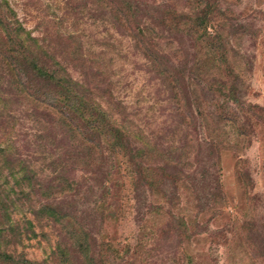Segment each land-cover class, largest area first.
Instances as JSON below:
<instances>
[{
	"label": "trees",
	"instance_id": "16d2710c",
	"mask_svg": "<svg viewBox=\"0 0 264 264\" xmlns=\"http://www.w3.org/2000/svg\"><path fill=\"white\" fill-rule=\"evenodd\" d=\"M92 1L109 11L111 24L132 38L151 73L167 87L174 101L171 128L158 137L144 135L133 126L127 108L113 100L111 82L104 85L102 65L83 59L77 47L70 45L73 63L85 76L84 81L73 79L44 50L46 37L41 38L42 43L32 37L7 1L0 0V71L9 76L5 88L13 95V104L32 105V119L27 117L38 131L34 145L50 159L45 184L19 162V156L13 158V178L36 196L54 200L33 211L40 227H55L56 242L49 254L52 264H131L107 232L112 223L117 228L123 220L122 209L111 203L108 185L117 173L128 191V209L137 211L138 226L144 221L140 210L148 198L145 216L159 220L157 224L168 217L165 227L151 232L156 244L144 253L142 264H198L184 249L191 235L183 204L195 211L192 236L206 232L208 222L226 207L219 175L220 156L225 152L237 157L241 186L251 192L255 183L247 160L239 154L249 148L258 130L262 129L264 139V107L245 101L251 63L234 50L243 37L253 35L246 19L254 10L248 9L241 17L235 10L238 0H227V8L222 6L226 0H194L193 16L171 13L167 30L190 40L192 58L188 60V53L147 22L153 23V16L139 13L140 4ZM106 15L102 12L101 19ZM230 41L235 42L233 46ZM96 78L102 79L101 87L95 88L98 95L88 87ZM96 97L114 107L102 108L95 103ZM15 123L13 118V127ZM27 144L30 146V140ZM5 154L10 155L0 149L1 159ZM15 171L21 174L18 178ZM183 187L190 198L185 203ZM19 192L24 194L22 189ZM1 203L0 197V207ZM5 211L3 206L2 216ZM254 213L253 209L250 219H255ZM204 219L206 225L201 222ZM259 228L264 233V222ZM0 264L47 263L0 252Z\"/></svg>",
	"mask_w": 264,
	"mask_h": 264
},
{
	"label": "rangeland",
	"instance_id": "374dc122",
	"mask_svg": "<svg viewBox=\"0 0 264 264\" xmlns=\"http://www.w3.org/2000/svg\"><path fill=\"white\" fill-rule=\"evenodd\" d=\"M6 1L9 8L16 13L18 21L32 37L38 39L40 43H42L41 38L46 37L43 43L44 50L52 53L67 68L73 79L84 81L85 76L80 67L73 63V55L68 50L70 45L77 47L83 59L102 65L107 79L104 85L111 82L113 100L121 102L127 108L133 126L140 129L144 135L150 138L161 135L171 128L174 114H170V109L172 110L171 105L174 101L170 92L160 79L151 73L148 68L149 62L134 48L132 38L111 24L110 18L108 19V10L103 11L97 8L92 0ZM126 1L140 4V14L155 18L153 23L147 21L152 24L154 30L161 33L163 37H168L170 43L179 45L185 53H188L187 59L191 60L190 40L185 41L181 36L170 34L167 30L169 26L167 19L172 14L183 18L186 15L193 16L196 11L194 9L196 1ZM238 1L235 10L241 17L250 12L248 9L254 10V14L246 19L253 35L243 37L239 47L234 48L235 52L244 54V60L249 58L251 63V70L245 79L248 86L245 101L264 107V0ZM228 5L230 6V3L227 0L222 4L224 8ZM102 12L107 13L103 19L100 16ZM69 35H73L74 38L69 39ZM163 41L166 42L167 39ZM234 43L229 42L231 46ZM8 80L9 76L0 71V149L7 150L10 154H5L3 159L0 158L2 201L0 252L20 255L31 261L45 260L47 264H52L49 254L56 242L55 227L52 225L40 227L34 219L33 211L54 200L36 196L21 180L18 182L14 180L13 170H11L13 158L19 156V162H23L35 173L36 179L43 185L46 180L44 178H47L45 176L49 172L47 161L50 159L44 153L38 152L34 145V138L38 131L31 121L32 105L29 107L18 103L13 104V95L9 94L5 88ZM101 80L96 78L89 82L88 87L97 95L100 92H97L95 88L101 87L99 83ZM95 103L106 110L107 107H114L108 100L103 102L97 97ZM27 116H31V119ZM13 118L16 120L14 127ZM6 120L9 123H6ZM262 135V129L258 130L255 136L251 137L249 148L239 154V157L247 160L250 174L255 182L251 192L242 187L237 179V157L231 152H225L220 156V184L226 207L220 208L218 216L208 222L206 232L196 237L192 236L191 225L195 211L190 205L183 204L189 224L188 232L191 235L185 242L184 249L196 263L264 264V233L259 228V224L264 222V139ZM29 140L30 146L27 144ZM27 152H31V155H26ZM14 175L18 178L21 174L15 171ZM108 185L111 190V203L122 209L123 220L119 222L120 226L117 228H113L114 223H112L111 229L107 232L112 241L118 245L119 250L126 253L123 257L125 261L132 264L135 260L133 264H142L141 261L145 258L144 253L156 244L151 232L158 227H165L168 217L161 224H157L159 220H154L149 215L145 216L151 201V198H148L145 207L140 210L144 214V221L138 226L134 218L137 211L128 209V191L123 185L121 173L113 176V180ZM20 189L24 191V194H19ZM182 194L184 203L189 201V193L184 187ZM3 206L6 210L5 216H2ZM253 209L256 216L255 219H250L249 215L253 213ZM201 222L206 225V219ZM159 240L163 245L167 243L163 236Z\"/></svg>",
	"mask_w": 264,
	"mask_h": 264
}]
</instances>
